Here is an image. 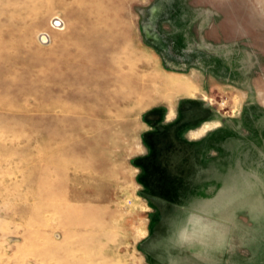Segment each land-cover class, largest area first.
<instances>
[{
    "label": "rangeland",
    "instance_id": "rangeland-1",
    "mask_svg": "<svg viewBox=\"0 0 264 264\" xmlns=\"http://www.w3.org/2000/svg\"><path fill=\"white\" fill-rule=\"evenodd\" d=\"M0 264H264V0H0Z\"/></svg>",
    "mask_w": 264,
    "mask_h": 264
},
{
    "label": "bare ground",
    "instance_id": "bare-ground-1",
    "mask_svg": "<svg viewBox=\"0 0 264 264\" xmlns=\"http://www.w3.org/2000/svg\"><path fill=\"white\" fill-rule=\"evenodd\" d=\"M42 41H43V43H45L47 41L46 36H44V38H42Z\"/></svg>",
    "mask_w": 264,
    "mask_h": 264
},
{
    "label": "crops",
    "instance_id": "crops-1",
    "mask_svg": "<svg viewBox=\"0 0 264 264\" xmlns=\"http://www.w3.org/2000/svg\"><path fill=\"white\" fill-rule=\"evenodd\" d=\"M223 223H226V222H223Z\"/></svg>",
    "mask_w": 264,
    "mask_h": 264
}]
</instances>
